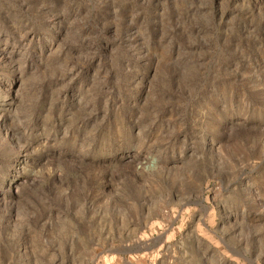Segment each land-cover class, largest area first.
Returning <instances> with one entry per match:
<instances>
[{"label":"rangeland","instance_id":"374dc122","mask_svg":"<svg viewBox=\"0 0 264 264\" xmlns=\"http://www.w3.org/2000/svg\"><path fill=\"white\" fill-rule=\"evenodd\" d=\"M0 264H264V0H0Z\"/></svg>","mask_w":264,"mask_h":264}]
</instances>
